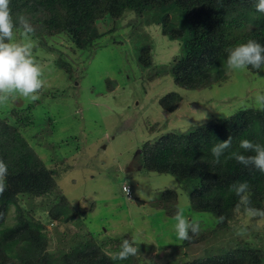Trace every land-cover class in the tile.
I'll return each instance as SVG.
<instances>
[{
  "label": "rangeland",
  "instance_id": "obj_1",
  "mask_svg": "<svg viewBox=\"0 0 264 264\" xmlns=\"http://www.w3.org/2000/svg\"><path fill=\"white\" fill-rule=\"evenodd\" d=\"M139 20L133 26L126 18H105L97 23L105 34L83 49L74 48L66 34L46 39L52 50L41 48L35 38H30L36 42L33 57L43 70L45 84L38 93L42 92V99L39 95L32 101L16 94L5 104L24 108L38 103L36 113L44 111L49 117L38 120L40 116L28 108L30 120L20 129L54 171L57 189L81 213L79 217L67 213L63 221L51 220L46 215L48 202L39 208L37 198L30 200L34 206L32 216L43 225L51 255L89 238V232L96 234L94 241L108 255L119 251L123 239H134L142 252L139 264H178L192 256L214 253L213 249L206 252L204 242L182 244L173 228L175 215L168 216L157 205L159 192L172 189L176 193L173 206L176 211L183 207L189 220L199 222L198 234L212 229L216 221L213 215L189 207L188 192L194 182L146 170L137 155L144 141L167 131H186L240 108H256L255 96L264 94V68L251 74L226 66V78L218 85L192 90L177 87L159 66L178 54L179 44L157 32L150 13H143ZM16 38L24 39L17 31ZM144 43L151 45V69L156 67L159 72L151 79L147 78L150 67L141 68L135 60L137 48ZM59 55L70 64L71 78L54 63ZM105 79L113 80L111 88ZM168 91L181 96L171 112L157 104V99ZM41 121L47 130L37 131ZM122 183L130 186L131 198L121 193ZM27 200L19 199L24 209H29ZM13 209L12 205L8 207L5 224L14 222ZM244 219L236 210L226 234L209 236L206 244L244 239L252 246L258 241L264 245V218H253L246 233L237 235L236 228Z\"/></svg>",
  "mask_w": 264,
  "mask_h": 264
},
{
  "label": "trees",
  "instance_id": "obj_2",
  "mask_svg": "<svg viewBox=\"0 0 264 264\" xmlns=\"http://www.w3.org/2000/svg\"><path fill=\"white\" fill-rule=\"evenodd\" d=\"M257 3L258 0H10L9 7L14 21L18 15L29 19L35 29L30 38H35L38 46L46 50L53 49L46 39L61 34L68 36L74 48L89 47L105 34L97 28V23L105 18L113 21L126 18L134 26L143 13H150L157 32L179 44L178 54L160 65L161 71L170 74L175 86L192 90L209 88L224 81L228 55L225 49L250 39L264 46V13L256 11ZM135 58L141 68L150 67L148 79L159 73L155 65V69H151L150 44H141ZM54 63L71 78V66L60 55ZM245 70L251 74L257 72L251 66ZM105 83L108 88L114 84L108 79ZM39 95L42 99V92ZM180 99L176 91H168L157 99V104L160 109L171 112ZM37 105L26 104L24 108H18L0 104V160L8 167L6 188L0 194V264H137L141 250L126 260H114L94 241L96 234L93 232H89V238L64 247L56 255L48 252L43 225L32 216L34 206L30 200L37 198L39 208H44L48 202L46 215L51 220L63 221L67 213L71 217H79L81 213L57 189L54 171L45 165L21 132L31 117L27 114L28 108L33 115L40 116L38 120H48L44 111L36 113ZM47 120L45 123H49ZM41 122L37 131L47 130L48 127L45 129ZM228 137L232 139V150H239L242 139L264 144V110L240 108L186 131H167L140 145L137 157L143 168L193 181L188 192L190 209L210 213L216 219L212 229L198 235L189 232L190 239L182 243L196 245L204 242L206 252L213 249L214 253L192 256L178 264L264 262V245L260 241L256 246L244 239L226 243L216 240L210 246L206 244L209 236L218 238L229 229L228 222L238 202L234 193H228L234 182L247 181L251 206L264 210V173L235 160L225 164L223 157L220 164L213 163L211 147ZM239 151L244 155L254 154ZM131 196L130 188L129 198ZM22 197L28 199L29 209L20 205ZM175 198L174 190H162L156 198L158 208L168 216L175 215ZM10 205L14 208V222L5 224ZM220 216L225 220L217 223ZM113 241L120 245L116 239Z\"/></svg>",
  "mask_w": 264,
  "mask_h": 264
},
{
  "label": "clouds",
  "instance_id": "obj_3",
  "mask_svg": "<svg viewBox=\"0 0 264 264\" xmlns=\"http://www.w3.org/2000/svg\"><path fill=\"white\" fill-rule=\"evenodd\" d=\"M9 5L10 0H0V104H6L16 94L35 101L39 99L38 93L45 84L42 79L43 70L33 57L36 42L30 39V34L34 33L35 29L29 19L23 15H18L14 21ZM256 11L264 13V0H258ZM16 30L21 32L24 39L16 38ZM225 51L228 54L226 64L231 70H244L251 66L259 72L264 68V46L257 41L250 39ZM255 104L259 110H264V94L255 96ZM238 149L254 154L244 155L239 150H232V139L228 137L211 147L213 163L220 164L223 157L225 164L229 160H235L241 165L252 166L264 173V144L242 139L239 141ZM7 174L8 167L3 160H0V194L5 191ZM228 193H234L238 197L236 210L242 212L245 219L236 228V233L244 235L248 223L253 218H264V210L251 206L250 186L247 181L234 182L229 186ZM184 198L187 199L186 196ZM174 220L173 228L180 240L190 239L189 232L198 234L200 231L199 222L189 220L183 207L177 209ZM224 220L225 217L220 216L217 218V223ZM135 245L134 239H123L120 250L112 253L111 258L126 260L129 256H136L139 248Z\"/></svg>",
  "mask_w": 264,
  "mask_h": 264
},
{
  "label": "built area",
  "instance_id": "obj_4",
  "mask_svg": "<svg viewBox=\"0 0 264 264\" xmlns=\"http://www.w3.org/2000/svg\"><path fill=\"white\" fill-rule=\"evenodd\" d=\"M121 192L123 193V195L127 198L130 197V187L128 184L122 183L120 186Z\"/></svg>",
  "mask_w": 264,
  "mask_h": 264
}]
</instances>
